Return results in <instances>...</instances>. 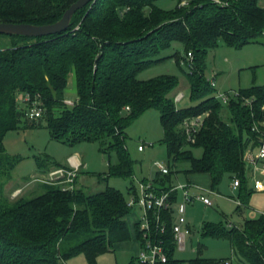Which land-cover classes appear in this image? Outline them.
Returning a JSON list of instances; mask_svg holds the SVG:
<instances>
[{"label":"trees","instance_id":"16d2710c","mask_svg":"<svg viewBox=\"0 0 264 264\" xmlns=\"http://www.w3.org/2000/svg\"><path fill=\"white\" fill-rule=\"evenodd\" d=\"M75 1L0 0V22L52 24ZM159 1L96 0L78 10L61 34L37 38L0 34L11 39L0 49V264H65L79 255L88 264H98L100 256L133 238L128 197L113 187L88 194L77 187L78 175L71 190L49 180L44 182L47 190L33 198L5 195L4 179L16 167L6 151L5 137L21 129L23 118L30 127L45 123L54 140L69 146L99 142L103 153L117 156V162L110 163L109 177L132 179L127 129L142 114L157 110L169 167V173L152 181L157 191L171 190L172 176L180 171L186 176L209 175L214 191L225 178H239L243 205L238 207L248 206L254 191L248 187L251 166L244 157L248 149L264 142V84L241 90L224 103L216 97L214 78L206 76V69L208 52L220 43L236 49L264 46V7L260 0H187L167 11L157 5ZM175 44L183 52L161 56ZM167 58L190 67L192 105L188 107H179L177 95L170 96L178 85L175 76L138 77ZM72 74L77 98L69 106L66 90ZM21 94L40 100L39 119L25 117L19 108ZM194 117H201L203 126L191 141L184 122ZM195 149H202L200 157ZM45 161L40 162L37 175L72 170L69 164ZM178 165L184 166L178 169ZM136 188L133 182L128 194H136ZM179 195L174 191L171 202H178ZM161 215L166 232L159 236L173 264H222L230 258L205 259L201 248L194 259L177 258L172 212ZM135 232L140 242L137 224ZM201 232L229 239L235 264H264V213L246 219L242 227L204 223Z\"/></svg>","mask_w":264,"mask_h":264},{"label":"rangeland","instance_id":"374dc122","mask_svg":"<svg viewBox=\"0 0 264 264\" xmlns=\"http://www.w3.org/2000/svg\"><path fill=\"white\" fill-rule=\"evenodd\" d=\"M186 3L187 0H160L157 5L170 11ZM260 5L264 7V0H260ZM10 42L11 39L8 36L0 35V49L9 45ZM176 51L183 52L180 44H175L169 50L162 52L161 56H169ZM188 72H190V67L187 62L182 61L181 64H178L175 59L167 58L144 69L138 77L142 80H148L160 75L175 76L178 79V85L170 93V96L175 97L178 93H183L185 97L182 101L177 102V105L185 108L192 105ZM206 76L209 79L214 78L217 92L229 93L231 96L253 85H263L264 46L248 44L241 49H236L220 43L218 48L208 52ZM23 98L24 95L21 94L19 100H23ZM66 98L71 101L77 98L73 74L69 78ZM21 108L24 107L21 106ZM26 124L27 122L23 118L21 129L10 131L5 137L6 151L10 158L16 162L15 169L7 179H4V192L10 199L24 195L26 198H33L45 192L47 185L44 182L34 181L38 177L42 180H49L48 178H50V174L37 175L40 162L46 163L45 160H47L49 164L52 162L67 164L68 158L75 152L82 165L78 170L76 184L78 188L88 194H96L105 191L108 187H113L121 190L129 199L131 195L128 194V190L133 182L138 187V180L153 181L162 177L156 163L168 165L167 148L162 143L164 132L157 110H150L142 114L127 129V148L133 161L135 174L132 179L109 177L110 163L115 164L117 156L115 153H111V155L103 153L100 150L99 142H83L76 146H69L54 140L45 123L34 127L26 126ZM139 145H143V151H139ZM194 154L196 157H200L202 149H195ZM183 166L178 165L177 168L181 169ZM105 176L108 178L104 179ZM225 180L228 183V178ZM171 181L175 186L188 183L186 175L182 171L175 173ZM219 190L222 195H233L225 183ZM191 192L195 193L196 191L192 189ZM237 197L238 195L235 198ZM218 199L216 205L211 207L205 206L200 201H196L195 204L188 207L187 219L190 222L192 232L188 235L186 250L178 252L177 258L194 259L198 256L199 248L202 249V257L205 259L219 260L231 257L230 240L223 237L202 235L201 227L204 223H211L225 225L229 228L227 224L230 222L235 226L242 227L246 220L243 213L245 209L240 211L237 204L222 197ZM133 246L130 242L117 244L114 246V251L99 258L98 264H132L135 256ZM75 259L73 261L81 259L82 264H88L83 255Z\"/></svg>","mask_w":264,"mask_h":264},{"label":"built area","instance_id":"2783aa9c","mask_svg":"<svg viewBox=\"0 0 264 264\" xmlns=\"http://www.w3.org/2000/svg\"><path fill=\"white\" fill-rule=\"evenodd\" d=\"M190 62H192L193 56L189 54ZM212 86H216L215 81L211 80ZM237 94V93H236ZM183 93H178L176 101L179 102L184 98ZM229 93H216V97L224 103H227L230 99ZM19 108L24 112L26 118L30 120H37L42 116L43 109L40 100L32 98L30 94H24L23 100H18ZM69 106L74 104V101H66ZM22 103V105H21ZM24 107V108H21ZM129 109V108H127ZM185 132L191 141H194L193 137L199 132L203 126V119L201 117H194L184 122ZM139 151H143V145H139ZM245 161L248 165L253 167L254 170H259L260 161L264 160V142L259 147L256 153L252 149H248L245 157ZM79 163H74L71 167L72 170L66 171L63 169L54 170L50 173V181L57 180L59 184L63 185V189H74L75 179L78 175ZM156 166L160 169L161 173H169V167L166 164L160 162L156 163ZM264 169V167H262ZM59 179H63L59 181ZM49 180L37 179L40 182H49ZM139 186L136 188V194L131 195L128 199L127 206L133 210H139V218L137 225L142 234L140 241V250L134 256V264H173L170 260L168 250L166 249L163 240L159 234L166 232V223L162 220L161 213L164 211L172 212L173 224L172 232L174 236V242L176 244V253L186 250V244L188 235L191 234L192 229L189 226L187 219L188 206L194 204L196 201L202 202L205 206H214L212 195L215 191L212 189L203 187L199 184L187 183L186 185H176L167 192H158L154 187L152 181H139ZM236 189L240 186L239 178H235L232 184ZM192 189L196 192L192 193ZM256 190H264V185L260 181L255 182ZM174 191H180L182 193V200L172 203L171 195ZM238 205H243L240 200L236 199ZM264 213V212H263ZM232 223H229L231 226ZM155 231V233H154ZM180 264H190L188 261H184ZM222 264H235V259L232 256L226 259Z\"/></svg>","mask_w":264,"mask_h":264},{"label":"crops","instance_id":"0c3cea01","mask_svg":"<svg viewBox=\"0 0 264 264\" xmlns=\"http://www.w3.org/2000/svg\"><path fill=\"white\" fill-rule=\"evenodd\" d=\"M75 90H76V94H77L76 78H75ZM66 99L69 100L68 98H66ZM258 149H259V147L252 148L254 153H256L258 151ZM75 154H76V152H75ZM75 154L71 155L68 158L67 164H69L71 167L74 165V163H79V165H81V160L79 159V156L77 154L76 155ZM262 167H264V160L260 161V163H259V168L260 169L259 170H254L253 167H251L249 169L248 173H247V176H248V187L254 191L252 193L250 199H249L248 206L247 207H243L242 206V209H245V211L243 213L245 215V219H247V220L248 219L249 220L250 219H257L264 212V190H256L255 189V182L256 181H260L264 185V169H262ZM79 169H80V166H79ZM186 179H187L188 183L199 184V185H201L203 187L211 189V180H210L209 175H207V174H190V175L186 176ZM225 179L222 182V184L219 186L218 190H215V192H214L215 194L212 195V199L214 201V205H216V203L219 200L218 198H220V197L225 198V199H227V200H229V201H231V202H233L235 204H237L236 199L240 200L239 196L237 198H235L236 195H239V189H238L239 187L234 189L233 186H232L233 180L228 179V183H226L227 181ZM143 180H138V181H143ZM224 183L227 184V189L231 192V195L233 194L232 196H225V195H222L219 192L220 191L219 189L222 188V186H224ZM179 198H180V200L182 198V193L181 192H180ZM191 205H193V204H191ZM242 209L239 208L240 211H242ZM187 211H188V209H187ZM138 218H139V210L138 209L133 210L131 212V214L129 215V217L127 218L129 226H130L131 231L133 233V238L129 242L134 245L133 246L134 247V255H136L138 253V251L140 250V242L136 238V232H135ZM189 226H190V222H189ZM79 256H81V255H79ZM79 256L71 258L65 264H82L83 261L81 259H79L77 261H73V260H76L75 258H77ZM101 257L102 256H100L99 258H101ZM85 260H86V258H85ZM98 261H99V259H98ZM132 264H133V261H132Z\"/></svg>","mask_w":264,"mask_h":264},{"label":"water","instance_id":"95a60500","mask_svg":"<svg viewBox=\"0 0 264 264\" xmlns=\"http://www.w3.org/2000/svg\"><path fill=\"white\" fill-rule=\"evenodd\" d=\"M96 0H77L63 14L62 18L52 24L33 25L26 23L0 22V34L20 35L26 37H46L66 32L71 25L74 14L94 3Z\"/></svg>","mask_w":264,"mask_h":264}]
</instances>
